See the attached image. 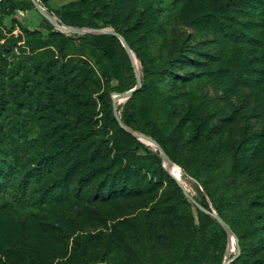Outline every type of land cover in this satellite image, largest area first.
Listing matches in <instances>:
<instances>
[{"label": "rangeland", "instance_id": "obj_1", "mask_svg": "<svg viewBox=\"0 0 264 264\" xmlns=\"http://www.w3.org/2000/svg\"><path fill=\"white\" fill-rule=\"evenodd\" d=\"M36 1L57 23L31 0H0V137L12 167L0 264H264V135L257 156L241 146L264 134L254 87L264 73L249 70L250 44L223 50L220 35L227 18L264 41V0ZM98 30L130 48L132 88L115 90L111 61L83 36ZM145 70L147 86L130 94Z\"/></svg>", "mask_w": 264, "mask_h": 264}, {"label": "trees", "instance_id": "obj_2", "mask_svg": "<svg viewBox=\"0 0 264 264\" xmlns=\"http://www.w3.org/2000/svg\"><path fill=\"white\" fill-rule=\"evenodd\" d=\"M40 2H45L47 0H39ZM234 0H230L228 3H233ZM30 5H32V2H29ZM232 9V8H230ZM182 10V9H181ZM257 11V10H255ZM183 16L186 17L187 11H183ZM259 16L261 18V23H264V9L259 10L256 12L255 16ZM82 14L77 13L75 16V19H81ZM254 16V17H255ZM194 23V22H192ZM235 24V20H230V19H225V23L221 25L220 29V35L223 41V50H227L228 46H235V45H248L250 44L253 47V50H251V57L249 60H252L253 65H257L254 67L249 68L250 62L248 61H243L242 65L244 66L245 69L254 71L256 70L258 73L263 72L264 73V61L262 60L264 58V41L263 40H257V37L254 33H247L248 28H243V27H238ZM244 24V23H243ZM241 24V25H243ZM263 25V24H262ZM264 26V25H263ZM98 28V27H96ZM83 36L85 38H88L91 42V45L100 50L112 63L113 70L115 73V78L118 79L119 84L116 86L115 90L118 92H121L126 89H130L135 85V77H134V72H133V67L131 65V62L128 58L127 55H123V48L122 44L119 41V39L111 33H96V34H91V33H84ZM226 41V42H225ZM259 49H257V47ZM230 54H236L235 52H230ZM259 67V68H257ZM1 69V65H0ZM255 72V71H254ZM261 73V74H263ZM157 75V73H156ZM149 79V72L147 70L144 71L143 78H142V83L140 88L144 89L147 86V82ZM256 88V93L255 97L256 99H261L262 96H264V80H260L256 82V85H254ZM123 122L135 129L138 130L139 126L137 124V121L131 116V114H127L126 117L123 119ZM264 134L256 133L253 132L251 134V138H248V140H242L241 146L243 147V150H247L250 152V154L253 152V156L249 157H254L259 154V146L257 147V143L254 142V139H258L259 136H263ZM3 151H6L5 148V140L1 139L0 137V190L4 187H7V180L10 179L11 173H12V167H11V161L10 158L9 160L6 157V153L3 154ZM240 150L235 152V155L239 153ZM189 176H193L192 172L189 171L187 172ZM21 179H24V176L21 177ZM114 188V187H113ZM204 191L210 201L213 204L214 209L216 210L218 216L223 217L221 214V210L218 208L217 204L213 201V196L209 190L204 187ZM203 209L209 211V207L207 204L202 206ZM200 214L203 215V213L200 211ZM209 219H211L213 222H217L212 216L206 215ZM201 222H203V219H201ZM223 236H226L225 230H222ZM220 264V262L218 263Z\"/></svg>", "mask_w": 264, "mask_h": 264}, {"label": "water", "instance_id": "obj_3", "mask_svg": "<svg viewBox=\"0 0 264 264\" xmlns=\"http://www.w3.org/2000/svg\"><path fill=\"white\" fill-rule=\"evenodd\" d=\"M31 1H32V2L38 7V10H39V12H40L41 14H43L44 16H46V17H47L50 21H52L53 23H57L56 20L53 19L51 16H49L48 13H47L42 7L38 6L36 0H31ZM67 29L72 30V31H80L79 28H75V27H67ZM95 33H103V34L111 33V34H114V35L119 39V41H120L121 43L126 44L125 41H124L119 35H117V33H115V32L98 30V31H96ZM125 50H126V53L128 54V56L131 57V50H130V48H129L128 46H125ZM137 83H138V86H136L134 89L130 90V92H129L130 94H132L133 92L137 91V90L140 88L141 85H140L139 80L137 81ZM114 117L116 118V120L118 121V123H119V125H120V127H121L122 129H124V130L127 131L128 133H131V134H133V135H135V136H138V137H142V138H144V140L147 141V142H149L150 144H154V145H156V143H155L150 137H148V136H146V135H143V134H140V133L134 131L133 129H131L130 127H128L127 125H125V124L119 119V117H118L116 111H114ZM159 150H160V153H161V155H162L163 166L165 167V158H166V155H165V153H164L160 148H159ZM210 214H211V216H212V217H213V218H214V219H215V220H216V221L222 226V228H223L224 230H226L227 232H229V229H228L227 225L222 221V219L218 216V214H217L216 212H214V211H210ZM227 263H228L227 261H224V262H223V264H227Z\"/></svg>", "mask_w": 264, "mask_h": 264}, {"label": "bare ground", "instance_id": "obj_4", "mask_svg": "<svg viewBox=\"0 0 264 264\" xmlns=\"http://www.w3.org/2000/svg\"><path fill=\"white\" fill-rule=\"evenodd\" d=\"M165 166L168 171L175 177V179H177L178 181L181 180V172L179 167L175 163H173L167 156L165 158Z\"/></svg>", "mask_w": 264, "mask_h": 264}]
</instances>
